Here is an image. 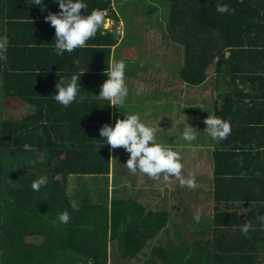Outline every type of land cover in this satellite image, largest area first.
Listing matches in <instances>:
<instances>
[{
  "label": "trees",
  "instance_id": "16d2710c",
  "mask_svg": "<svg viewBox=\"0 0 264 264\" xmlns=\"http://www.w3.org/2000/svg\"><path fill=\"white\" fill-rule=\"evenodd\" d=\"M169 1L164 51L171 68L168 77L175 75L172 85L177 86L170 98L211 107L212 114L232 123L227 139L213 141L211 182L202 190L213 202L208 225L194 222L183 227L173 220L166 226L169 211L139 212L140 208L120 199L114 200L110 209L105 198L99 204L87 203L86 198L77 208L67 202L64 182L69 175L109 171V154L100 150L103 142L98 139L99 129L109 124L110 105L92 99V95L86 97L88 88L81 90L83 99L70 107L86 109L83 118L91 123L62 133L60 148L65 150L67 141H80L79 151L65 155L55 171L31 169L32 161L38 159L27 157L23 145L40 142L34 135L33 117L5 119L3 103L10 99L39 107V91L59 79L53 75L57 70L54 61L70 54L59 57L54 53L55 29L50 23L43 29L31 22L47 14L28 7L18 12L23 7L14 5L23 6L25 0H0V35L7 34L10 41L0 58V264H257L253 237L242 234L241 226L250 221L254 228L249 234L256 228L264 230L257 219L264 216V210L257 205L263 198L262 185L257 187L262 179L256 172L264 170V0ZM87 2L90 12L110 8L111 0ZM217 3H227L234 11L220 14ZM97 43L114 44L115 39L97 33L90 44ZM80 50L70 55L72 60L80 59L81 68L95 66L83 62L88 53ZM69 66L74 67L72 62ZM64 71L63 75L68 74ZM102 82L97 79L92 94H99ZM46 113L41 107V114ZM52 114L56 110L50 106L49 116ZM28 121L31 125H26ZM89 140L87 149L83 143ZM40 147L52 158L54 154H48L53 151L51 145ZM92 150L95 156L88 152ZM41 173L48 175L49 183L34 192L31 183ZM56 174L60 179H55ZM175 194L178 198L179 190ZM45 202H52L51 207ZM184 209L188 215L189 205ZM64 210L70 212L69 223H54L57 213ZM161 230L166 239L160 237ZM38 236L44 239L38 243L30 239ZM45 249L69 252L52 255Z\"/></svg>",
  "mask_w": 264,
  "mask_h": 264
},
{
  "label": "crops",
  "instance_id": "0c3cea01",
  "mask_svg": "<svg viewBox=\"0 0 264 264\" xmlns=\"http://www.w3.org/2000/svg\"><path fill=\"white\" fill-rule=\"evenodd\" d=\"M121 1H126V0H111L110 3V8L106 9L108 12V17L109 19H106V24L107 26L102 29V31L98 32V34L102 37L107 36V34H110L114 39H115V43L114 44H102V43H97V44H90L89 40L87 42V46L85 48H83L84 50L87 51L88 56L83 58V62L84 60L87 61L88 63H93L95 64V66H88V70L85 71V73L81 76L80 78V87L82 88V90H88L87 96L86 97H91L92 92L91 89L94 90L96 83H97V79H99L100 81L103 80V82L106 80V76L104 75V72H106L108 70V67L110 65V63L114 62L115 60L118 59H124L125 61H133V58L138 56L139 50L137 49L136 53H134L133 48H131L133 45L131 44L132 39H134L132 34H128V32H131V28H127V25H129L131 23V21L127 18L124 20L123 15H122V11L119 10L118 7H120V3ZM26 4L25 5H19V6H15L14 8H22V10H19L18 12H22L26 7L30 8L34 11L36 9L41 10V8L39 6H33L31 5V0H25ZM130 2V1H129ZM28 3V4H27ZM43 3L45 5H47V8L45 10H43V12L45 14L48 15L49 12H57L59 11L58 5L54 4V3H46L45 0L43 1ZM122 7V6H121ZM123 8V7H122ZM42 11V10H41ZM152 12V11H151ZM122 16V17H121ZM31 22L35 25H38L39 28H43V29H48L46 26L48 23L50 22H46L45 19H40V20H31ZM112 22L114 23H119L121 26H123V30H122V34L121 36H118L117 33L115 32L113 26H112ZM160 27V25H159ZM37 28V29H39ZM113 28V29H112ZM40 31V35H43V31L41 29H39ZM164 38V37H163ZM124 39L125 41L129 44L128 46L124 43ZM163 40V39H162ZM164 43L161 44V41H157L156 43V47L155 50H158L160 46L164 47ZM120 47V48H119ZM135 49V47H134ZM78 52L81 53L82 51L80 49H76L73 52ZM72 52V53H73ZM71 53V54H72ZM70 54V55H71ZM69 55L68 58L66 59H59L57 61H54L55 63H57V70L54 72V76H70L74 71H76V69L74 67L69 66V63L72 62V58ZM152 56V54L150 55ZM139 57V56H138ZM148 58L145 61H148L151 66H157L154 65V60L152 59V57L147 56ZM96 58L99 59V62L96 63ZM139 65V64H138ZM107 67V68H106ZM87 68V67H86ZM85 68V69H86ZM67 69L68 70V74L63 75V72H65L64 70ZM127 71V70H126ZM140 71V70H139ZM136 74H140V73H131V72H126V82H129V79L133 76H136ZM147 74V75H146ZM150 74H152V77H159V76H163L161 73H144V79L147 78V76H150ZM56 76V77H57ZM100 83L98 86L100 87L102 84ZM128 87L130 89L131 92V88L132 85H129ZM169 85H172V83H170ZM50 89L53 90L52 94ZM40 93H42V96L40 97L38 103L40 104L39 107H36V105H32V104H28L26 102H22L24 105L29 107V112L25 115V116H29V117H33L34 120V124L32 126H35V132L34 135H37V139L40 141L37 143L33 142L32 146L35 149L34 152H29L27 155V157H34V159H38L40 156H43V162H40V160L38 159L37 161H32L33 165H32V170L33 171H55V166L58 164V161L62 160V158L65 157V155H69V156H73L75 155L74 153H77L79 151L78 147L80 146V141L77 142H73V141H67V147L66 149H62L61 147V143H63V138H62V133L64 131L67 130H73L75 129L79 124H81L83 127L85 126V124H90L91 122H88L87 120H85L83 118V112L86 111V109L83 108H78L77 106L75 107H63L62 105H60L59 103H57L54 99L55 96V84L54 83H49L47 85V88L45 89H41L39 91ZM185 95V92H184ZM84 97V96H82ZM170 98V96H169ZM54 100L55 103L52 101ZM57 105V106H56ZM53 106L56 110V114L53 115L52 117L49 116V107ZM170 106V105H166L165 109ZM172 106V105H171ZM170 106V107H171ZM175 106V105H174ZM41 107H42V111L44 113H46L45 115L41 114ZM114 106L110 105V113H109V124H114V118L112 116V109ZM187 107L184 106L182 108H180L179 110L182 111L181 109H186ZM40 112V113H38ZM24 116V117H25ZM23 117V118H24ZM17 119V118H16ZM28 124L26 125H31V123L28 121L26 122ZM94 125V123L92 124V126ZM92 140V139H91ZM91 140H89V142H85L83 143V145H87V149H88V144H90ZM99 143H101V141H99ZM75 146H71L74 145ZM103 144V143H102ZM40 145H51L52 148V153H48V154H54L51 157L49 156H45V154H47V152H45V150L41 149ZM39 146V148H37ZM71 146V147H68ZM213 141H212V146L210 148L207 149V147L204 148H200L201 152L198 153L199 156L203 157V161L205 164V162H209L210 167H211V174H212V163H211V157H212V149H213ZM101 151H107L109 154L108 160H109V171L108 173H102V174H81V175H77V174H71L66 178V182H64L65 184V196L67 198V202H69L73 207L77 208L79 205H81L86 198L88 199L87 203H96L99 204L101 198L102 200L105 198V205H107V207L110 209L112 203L114 202V200H122L125 203H129L133 204L134 207H136L139 212L142 210L144 212H148V211H161V210H166L169 211V220L166 224V226L169 225V223H171V221L174 223H181L183 227L189 226L190 225V221H188V219L191 217V210L189 212V214L187 215L185 213V209L182 211L181 216L182 219H175L173 213L171 212V209H173L174 211V207H178V203H180V205H182L183 199L186 195L182 194V192L179 190L180 195L178 198H176V194H173L171 197L169 196H164V194L159 196V186H154L152 185V180H144L146 181V183H139L138 185L134 184H129L127 176L123 175L121 173V171H118V174H115L114 171V165L111 163V158H112V154H111V147L110 145L107 146V144H104L101 148ZM199 149L197 148V151ZM91 152L94 156L95 153L92 151H88ZM190 157V156H189ZM207 157V158H206ZM206 158V159H205ZM196 159H197V155H196ZM197 161H199L197 159ZM35 162H39L38 164H36ZM259 172L258 173V179H262V182L260 184L257 185V187L262 185L261 191H262V200L259 202V204L257 205H261L263 207L264 210V170L263 171H256ZM43 173H41L40 175H42ZM260 177V178H259ZM55 179H60V175L56 174L55 175ZM167 185V187H164L163 191H169L170 189V185L169 182L165 183ZM175 184V183H174ZM179 188V185H177ZM184 188V187H183ZM175 190V188H174ZM175 190V193L178 191ZM184 190L186 191V189L184 188ZM192 199V196H190ZM204 197L206 200H209L206 198L205 194ZM160 200V202H162V206L159 209L157 207V204L160 203L158 202ZM193 201V200H192ZM175 203V204H174ZM52 204V202H51ZM50 202H45V205H50ZM189 205L191 206L190 203H184V205ZM237 204V203H236ZM175 205V206H174ZM184 205H182V207L184 208ZM242 207H244V205H241ZM213 207V206H212ZM212 207H211V214H212ZM46 208V207H44ZM43 208V211H45V209ZM137 210V211H138ZM211 218V216H210ZM199 223H201V221H199ZM254 228V227H253ZM160 237H165V235L163 234L162 230L159 232ZM248 236H252L253 240V248L255 251V254L257 256V264H264V230L262 229H258L256 228V231H252L251 234L248 233ZM32 239L33 242H40L41 240H43L44 238L41 236L35 237V238H30ZM258 241H261L260 243ZM110 244V243H109ZM108 244V245H109ZM51 250V251H50ZM45 249V253L46 254H57V255H66L67 253H59V250L57 249ZM74 253V255H81V253L77 252V251H72ZM112 253V247L111 245H109L108 248V254L111 255ZM251 254V252H249ZM253 255V254H252ZM111 264V263H110Z\"/></svg>",
  "mask_w": 264,
  "mask_h": 264
},
{
  "label": "clouds",
  "instance_id": "9594fccd",
  "mask_svg": "<svg viewBox=\"0 0 264 264\" xmlns=\"http://www.w3.org/2000/svg\"><path fill=\"white\" fill-rule=\"evenodd\" d=\"M50 2L57 4L59 11L49 12L44 19L50 22L55 29L53 51L59 57H63L65 53L71 54L76 49L85 48L87 42L95 38L97 33L106 27V19H109L106 9L93 8L89 12L87 0H50ZM30 4L39 6L42 11L47 8L43 0H31ZM216 11L220 14H230L234 9L230 8L227 3H217ZM9 43L7 34L0 35V58L7 52ZM72 64L76 71L70 76H59L55 84L54 99L65 108L83 99L80 78L88 70V66L86 69L80 67L81 61L78 58H73ZM126 70L127 63L124 59L110 63L108 70L104 72L107 78L100 86L99 94H92V99L107 101L106 105L115 106L117 110L118 106H126L130 95L126 82ZM122 115V119L114 117V124L106 123L99 129L101 139L98 140L102 141L103 145H110L111 149L122 147L130 154L124 165L131 174L139 173L165 183L176 179L182 188L195 189L197 187L195 172H189L187 176L183 174L185 164L181 151L170 141L161 143L157 140V130L161 129L157 126L160 120L153 124L150 120L143 119L139 112H127ZM203 122L206 125L207 135L213 141H224L232 133L231 121L215 114L209 113ZM197 132V129L186 122L180 137L187 146L192 147L193 151L197 147L192 144L197 140ZM23 150L25 152L35 151L33 146L27 143L23 145ZM38 159L43 162L44 157L40 156ZM48 183V175L42 174L32 181L31 189L39 192ZM70 219V212L64 210L57 213L54 223L68 224ZM196 219L199 220V215ZM257 219L259 225L264 227V216H259ZM252 227L250 221L246 222L241 226L242 234L247 236Z\"/></svg>",
  "mask_w": 264,
  "mask_h": 264
},
{
  "label": "rangeland",
  "instance_id": "374dc122",
  "mask_svg": "<svg viewBox=\"0 0 264 264\" xmlns=\"http://www.w3.org/2000/svg\"><path fill=\"white\" fill-rule=\"evenodd\" d=\"M169 2V0H137L136 3H133V1L129 2V0L121 1L120 7L118 8L122 11L124 20L128 18L131 21V23L127 25V28H131L132 30L128 32V34L130 33L134 37L131 42L133 45L131 48H133L134 53H136L137 49L139 50V57H134L133 61H126V72L140 74H136L137 77L132 76L129 82H127L129 85H132L128 103L123 107L118 106V110L114 106L112 109V116L113 118L118 117L122 119V114L124 113L139 112L142 114L143 119L150 120L153 124H156L157 121L160 120L157 126L161 129L157 130V140L161 143H168L170 141L181 151L185 164L183 174L187 176L189 172H195L197 174V187L195 189L184 187L186 189L185 191L184 188H179L177 186L179 185L178 180L172 179L168 184L170 185L169 191H163L164 187H167V185L162 180L157 181L139 173L136 175L131 174L124 165L130 154L122 147L111 149V163L114 165L115 174L121 171L124 176H127L129 184L135 183L138 185L139 183H146L144 180L151 179L153 181L152 185L155 187L159 186V196L164 194V196L171 197L175 194V190L180 189L182 194L186 195L183 202L191 204V206H189L191 217L188 219V221L191 222L190 225L194 222L197 224L199 221L204 225H208L207 222L211 219V207L213 206V202L205 199L202 190H207L210 186L212 174L209 162L203 164V157L199 156L198 153L201 152L200 148L207 147L208 149L212 146L213 140L207 135V131L205 130L206 125L203 122L208 117L209 113L212 114V109L211 107L186 105L182 101H179L180 99L169 98V94L174 92L177 87L169 84L176 83V78L175 75H170L168 77V73L171 71V68H169L170 62L168 61V52H165L162 46H160L158 50H155L157 41H161V44L167 41L164 37V25L167 24L166 19L168 17ZM149 8L154 9V11L151 12ZM124 43L127 46L129 45L125 39ZM151 54L152 56H150ZM147 56L152 57L154 65L157 64L156 67L151 66L148 61H145L148 58ZM143 72H153L154 74L158 72L163 76L155 78L150 74V76L144 79ZM9 100L10 99H7L3 103L4 107L1 111L3 118L10 120L16 118L22 119L29 112V107L22 102ZM166 105L172 106H168L165 109ZM184 106L187 108L181 109L182 111H180L179 109ZM186 122L191 127L198 130L197 140L192 142L194 146H197L195 151H193L192 147L187 146L180 138L186 126ZM197 148L199 149L198 151ZM196 155L199 161H197ZM190 196H192V199ZM158 202H160V200ZM161 206L162 202L157 204L159 209ZM177 206V208H174V211L171 209V212H174L173 215L175 219L181 220V213L184 208L180 203H178ZM197 215H199L198 221L196 219Z\"/></svg>",
  "mask_w": 264,
  "mask_h": 264
},
{
  "label": "built area",
  "instance_id": "2783aa9c",
  "mask_svg": "<svg viewBox=\"0 0 264 264\" xmlns=\"http://www.w3.org/2000/svg\"><path fill=\"white\" fill-rule=\"evenodd\" d=\"M107 14H108V12H107ZM112 26L115 27L114 28L115 32L117 33V35L120 36L122 34V26L119 23H114V22H112Z\"/></svg>",
  "mask_w": 264,
  "mask_h": 264
}]
</instances>
